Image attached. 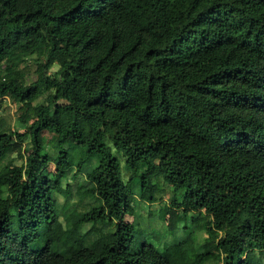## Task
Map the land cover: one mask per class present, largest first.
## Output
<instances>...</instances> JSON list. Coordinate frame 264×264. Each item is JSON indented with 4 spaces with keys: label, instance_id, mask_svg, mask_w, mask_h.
Wrapping results in <instances>:
<instances>
[{
    "label": "trees",
    "instance_id": "16d2710c",
    "mask_svg": "<svg viewBox=\"0 0 264 264\" xmlns=\"http://www.w3.org/2000/svg\"><path fill=\"white\" fill-rule=\"evenodd\" d=\"M0 97V264H264V0H0Z\"/></svg>",
    "mask_w": 264,
    "mask_h": 264
},
{
    "label": "rangeland",
    "instance_id": "374dc122",
    "mask_svg": "<svg viewBox=\"0 0 264 264\" xmlns=\"http://www.w3.org/2000/svg\"><path fill=\"white\" fill-rule=\"evenodd\" d=\"M33 68H30V70ZM56 69V66H53L52 70L54 71ZM18 75H25L26 72L23 70L17 71ZM27 77L29 81L33 79L29 74H27ZM18 113H15L14 106L7 100L6 97H0V121L3 122V127H6L8 125H12L14 123V120L16 119ZM46 140L50 139L49 134H45ZM12 159H16L19 157L17 152L11 154ZM51 170L54 169L53 165L51 164L49 166ZM124 168H122V171L124 172ZM71 183H74L73 181ZM82 189L79 188L76 184L73 185V194H75L77 197H82ZM135 196L138 198L139 197V192H136ZM132 206L134 207V212L135 214H127L125 215L124 219L127 222H132L134 221L135 226L138 230V233L143 231L146 227V224L148 223L147 218L151 219L152 225L151 228H154L156 230L159 229V224L162 222V219L165 218V212H160L159 203L155 204H148V206L140 205L139 207H136L134 203H132ZM77 219L76 214L72 215L71 220L75 221ZM154 235H158V232H154ZM105 238H102L99 240L102 242ZM99 247V246H98ZM99 249V248H98ZM262 258L264 260V253L262 255Z\"/></svg>",
    "mask_w": 264,
    "mask_h": 264
}]
</instances>
